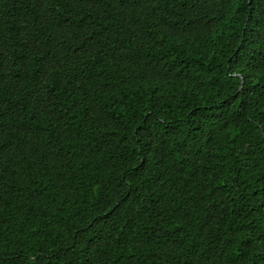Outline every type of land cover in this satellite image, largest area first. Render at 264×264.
I'll return each instance as SVG.
<instances>
[{
    "label": "trees",
    "instance_id": "16d2710c",
    "mask_svg": "<svg viewBox=\"0 0 264 264\" xmlns=\"http://www.w3.org/2000/svg\"><path fill=\"white\" fill-rule=\"evenodd\" d=\"M0 264H264V0H0Z\"/></svg>",
    "mask_w": 264,
    "mask_h": 264
}]
</instances>
